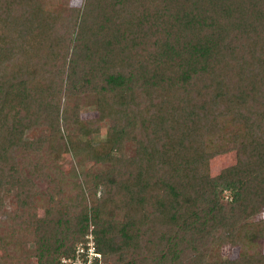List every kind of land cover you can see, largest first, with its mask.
<instances>
[{"label": "trees", "instance_id": "obj_1", "mask_svg": "<svg viewBox=\"0 0 264 264\" xmlns=\"http://www.w3.org/2000/svg\"><path fill=\"white\" fill-rule=\"evenodd\" d=\"M67 4L0 0V264H264V0Z\"/></svg>", "mask_w": 264, "mask_h": 264}, {"label": "rangeland", "instance_id": "obj_2", "mask_svg": "<svg viewBox=\"0 0 264 264\" xmlns=\"http://www.w3.org/2000/svg\"><path fill=\"white\" fill-rule=\"evenodd\" d=\"M67 3H68L67 5H69V6L81 7L83 4V0H67ZM87 95L88 96H80L78 98L79 108L81 110V114L84 116H89L88 114L92 113L89 110H94L93 104H95V96L92 94H89V93ZM62 102H63V97L61 98V103ZM108 125H109L108 120L100 123L99 133H97L91 137L93 139V141L98 142L104 138V134H105L106 129L108 128ZM39 133L41 134V131ZM81 136L84 138H87V139L90 138L88 136L87 132H84V131H83V135H81ZM126 146H127L126 151L128 153H130L131 152V148H130L131 145L126 144ZM235 161H236V150L235 149H228V151L216 153L209 158V162H208L209 172L211 175H216L225 166H228V165L234 163ZM60 164L62 165V168L64 169V171H69L71 168H75L77 170V172H80L82 169H84V166L77 164V162L73 159V157L71 156V154H69V152L68 153L65 152L62 155V157L60 158ZM89 164L90 163H86L85 168L87 166H89ZM38 185L41 189L45 190L46 186H47V181L39 180ZM10 191L11 190L8 191L7 188H4L2 190L3 197L5 198V200H8L11 197ZM65 191L67 192L68 190L65 189ZM228 199H230V193L228 191H225L224 195H223V200L226 201ZM42 209L43 208H41V207L39 208V210H42ZM263 216H264V209L262 208L257 213L251 215L247 220L248 221H257V220L262 219ZM89 236H90V234H89ZM90 238H91V236H90ZM88 239H89V237L87 235L77 245H79V244L84 245ZM254 246H255L256 250L264 253V237L259 238L257 240V242L254 244ZM220 250H221V252L219 254H222L221 256L225 255L231 259H236L239 255V251H240V249L237 246H228V245L222 246V249H220ZM32 260H34V259H32ZM67 262H69V261H67Z\"/></svg>", "mask_w": 264, "mask_h": 264}, {"label": "built area", "instance_id": "obj_3", "mask_svg": "<svg viewBox=\"0 0 264 264\" xmlns=\"http://www.w3.org/2000/svg\"><path fill=\"white\" fill-rule=\"evenodd\" d=\"M90 236L88 235L89 239L84 245L79 244L73 259L64 261H69V264H104L103 262L96 263V260L100 259V253L95 250L92 236L91 238Z\"/></svg>", "mask_w": 264, "mask_h": 264}]
</instances>
